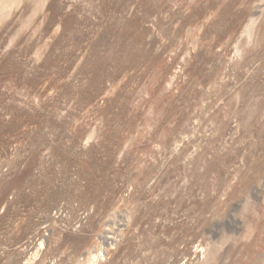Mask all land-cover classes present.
I'll list each match as a JSON object with an SVG mask.
<instances>
[{
  "label": "rangeland",
  "instance_id": "374dc122",
  "mask_svg": "<svg viewBox=\"0 0 264 264\" xmlns=\"http://www.w3.org/2000/svg\"><path fill=\"white\" fill-rule=\"evenodd\" d=\"M16 1L0 264H263L264 0Z\"/></svg>",
  "mask_w": 264,
  "mask_h": 264
},
{
  "label": "bare ground",
  "instance_id": "6f19581e",
  "mask_svg": "<svg viewBox=\"0 0 264 264\" xmlns=\"http://www.w3.org/2000/svg\"><path fill=\"white\" fill-rule=\"evenodd\" d=\"M2 1V0H1ZM14 1H16V0H3L2 1V3H1V5L0 6H4V5H7V4H9V3H11V2H14ZM19 1V0H18ZM17 2V1H16ZM262 3V2H261ZM15 4H17V3H15ZM261 8H262V4H257V5H255V7H254V9H253V13H252V15L253 16H257V15H260L261 13H260V11H261ZM9 9V8H8ZM11 9V8H10ZM5 10V9H4ZM6 11V10H5ZM4 11V12H5ZM10 11V10H9ZM4 12H3V14H4ZM6 13H8V12H6ZM260 13V14H259ZM5 15V14H4ZM253 16H252V18H253ZM256 19V18H255ZM254 26V25H253ZM111 218H113V217H111ZM115 218V217H114ZM114 218H113V220H114ZM121 218V217H120ZM124 218V217H123ZM110 219V218H109ZM125 220V218L123 219V225H121V226H116V228H114V229H112L111 231H107V230H105L104 232H102L99 236H98V239H99V241H100V243H101V245L103 246V248L104 249H106V247L108 248V246H110V245H114L115 244V242H116V239L120 236V229L122 228V227H124V226H126V224H127V222H126V220ZM111 222V221H110ZM110 222H107V223H110ZM113 222V221H112ZM115 223H116V221H115ZM110 224H112V223H110ZM115 225V224H114ZM120 238V237H119ZM118 238V239H119ZM117 243V242H116ZM103 250V249H102ZM99 251H100V248H99ZM101 254L100 253H98V252H95V253H92L91 254V258H90V264H95L97 261H98V259H99V256H100ZM264 261V260H263ZM263 263V262H262ZM264 264V263H263Z\"/></svg>",
  "mask_w": 264,
  "mask_h": 264
}]
</instances>
